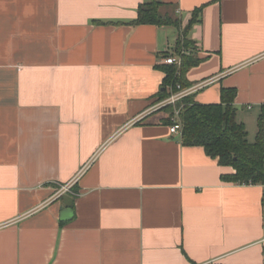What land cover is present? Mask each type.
<instances>
[{"label":"crops","instance_id":"obj_1","mask_svg":"<svg viewBox=\"0 0 264 264\" xmlns=\"http://www.w3.org/2000/svg\"><path fill=\"white\" fill-rule=\"evenodd\" d=\"M145 1L0 0V264H264L263 184L147 113L165 58L192 56L194 101L235 88L254 141L264 0H160L179 25H135Z\"/></svg>","mask_w":264,"mask_h":264},{"label":"trees","instance_id":"obj_2","mask_svg":"<svg viewBox=\"0 0 264 264\" xmlns=\"http://www.w3.org/2000/svg\"><path fill=\"white\" fill-rule=\"evenodd\" d=\"M162 6L160 0H146L140 4L138 16L132 23L178 26L179 20L168 13L163 14ZM201 10L200 7L195 12L200 14ZM191 44V41L184 40L183 46ZM198 62L197 58L183 55L180 67L174 64L161 66L166 75L158 99L167 97L172 85L180 83L183 87L189 86L191 83L186 78L187 72ZM236 93L235 88H223L220 103H197L193 95L178 102L176 108H180L182 121L180 138L186 145L203 146L207 154L218 158L220 165L233 167L234 173L225 176L226 180L243 184H264V104L258 118L256 139L250 141L247 128L237 119L234 104ZM165 110L168 117L164 122L171 125L169 113H174L175 106L167 105Z\"/></svg>","mask_w":264,"mask_h":264},{"label":"built area","instance_id":"obj_3","mask_svg":"<svg viewBox=\"0 0 264 264\" xmlns=\"http://www.w3.org/2000/svg\"><path fill=\"white\" fill-rule=\"evenodd\" d=\"M165 62L168 64H176L178 67H180L182 64V60L180 58L178 59L174 54H171L168 57H166ZM210 82H211V79H207V80H203L199 83L189 85L186 87H183L180 83H178L176 85L177 89H174L173 87L169 88L170 94L164 100L163 103L165 105H174L175 106L174 113L171 116L172 124L170 125V131L172 133L178 134L179 136L182 135V121L180 118V108H176V104L178 102H180L183 98L190 96V95H193L197 91L203 89L208 84H210ZM149 112H147V113H149ZM142 117H144V116H140L139 119H141ZM72 185H73V183H71L70 185H68V184L64 185L62 188V191H69ZM263 186H264V184H263Z\"/></svg>","mask_w":264,"mask_h":264},{"label":"rangeland","instance_id":"obj_4","mask_svg":"<svg viewBox=\"0 0 264 264\" xmlns=\"http://www.w3.org/2000/svg\"><path fill=\"white\" fill-rule=\"evenodd\" d=\"M176 85H177V84H176ZM176 85H172L174 89H177ZM174 89H173V90H174ZM168 96H169V95H168ZM168 96H167V97H168ZM167 97H165V98H163V99H156V100L151 104L150 108L148 109L147 112L150 111L148 114H150V113H157V114H159V115H164V114L166 113V117H168V112L165 110V108H166L167 105H165V104L163 103L164 100H165ZM151 108H152V109H151ZM150 109H151V110H150ZM173 112H174V111H173ZM169 114H170V116H172V115H171L172 112L169 113Z\"/></svg>","mask_w":264,"mask_h":264},{"label":"water","instance_id":"obj_5","mask_svg":"<svg viewBox=\"0 0 264 264\" xmlns=\"http://www.w3.org/2000/svg\"><path fill=\"white\" fill-rule=\"evenodd\" d=\"M67 211H70V210H67Z\"/></svg>","mask_w":264,"mask_h":264}]
</instances>
